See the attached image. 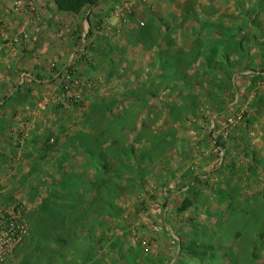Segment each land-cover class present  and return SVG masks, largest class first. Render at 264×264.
<instances>
[{
  "label": "rangeland",
  "instance_id": "obj_1",
  "mask_svg": "<svg viewBox=\"0 0 264 264\" xmlns=\"http://www.w3.org/2000/svg\"><path fill=\"white\" fill-rule=\"evenodd\" d=\"M28 2L0 0V264H264V0L51 32Z\"/></svg>",
  "mask_w": 264,
  "mask_h": 264
},
{
  "label": "trees",
  "instance_id": "obj_2",
  "mask_svg": "<svg viewBox=\"0 0 264 264\" xmlns=\"http://www.w3.org/2000/svg\"><path fill=\"white\" fill-rule=\"evenodd\" d=\"M54 3L59 11L77 15L85 8L96 6L99 0H54Z\"/></svg>",
  "mask_w": 264,
  "mask_h": 264
},
{
  "label": "crops",
  "instance_id": "obj_3",
  "mask_svg": "<svg viewBox=\"0 0 264 264\" xmlns=\"http://www.w3.org/2000/svg\"><path fill=\"white\" fill-rule=\"evenodd\" d=\"M101 7H102L101 6V3L99 2L98 5H96L95 7H92L93 9L92 8H88L87 10H88V12H89V10H91L90 12H93V13L96 10L97 13H100L101 12V9H102ZM54 13H56L55 15L56 16H59L60 18H61V16L62 17L63 16L64 17H68V18H70L72 16H75L73 14L70 15V14L65 13V12H63V13L60 12V11L58 12L56 10V8H55V5L53 4L51 7L48 8V10L46 12V18L47 19H46L44 25L42 24V28H47L49 30V32L52 31L53 24L58 21V19L55 18ZM44 81H46V80H44Z\"/></svg>",
  "mask_w": 264,
  "mask_h": 264
},
{
  "label": "built area",
  "instance_id": "obj_4",
  "mask_svg": "<svg viewBox=\"0 0 264 264\" xmlns=\"http://www.w3.org/2000/svg\"><path fill=\"white\" fill-rule=\"evenodd\" d=\"M33 2H34V0H29L28 4L31 6L33 4ZM20 5H21V2L19 1L17 3V7H19ZM56 75H57L56 77L61 81V83L63 82L64 90L68 91L69 90V85L66 84L68 79H69L68 75H65V73H61L60 74V72H57ZM229 122H232V119H230Z\"/></svg>",
  "mask_w": 264,
  "mask_h": 264
}]
</instances>
